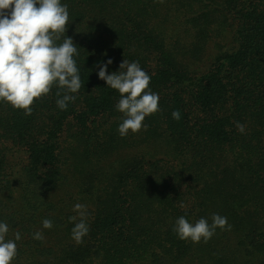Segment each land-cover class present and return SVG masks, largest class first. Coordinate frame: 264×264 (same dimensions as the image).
Masks as SVG:
<instances>
[{
	"label": "trees",
	"instance_id": "trees-1",
	"mask_svg": "<svg viewBox=\"0 0 264 264\" xmlns=\"http://www.w3.org/2000/svg\"><path fill=\"white\" fill-rule=\"evenodd\" d=\"M62 2L76 101L58 109L53 87L31 115L0 102V220L22 234L12 264H264V0ZM108 58L109 72L125 59L151 76L160 111L146 130L119 135V93L97 75ZM213 213L231 229L207 243L173 231Z\"/></svg>",
	"mask_w": 264,
	"mask_h": 264
},
{
	"label": "clouds",
	"instance_id": "clouds-1",
	"mask_svg": "<svg viewBox=\"0 0 264 264\" xmlns=\"http://www.w3.org/2000/svg\"><path fill=\"white\" fill-rule=\"evenodd\" d=\"M70 13L67 3L62 0H0V102L31 115L35 100L48 95L56 87L58 109L66 111L74 103L82 87L79 56L76 43L67 32ZM63 36L62 42L61 37ZM59 42V43H58ZM111 58L97 63L98 78L106 86L119 93L115 104L116 111L122 114V121L117 126L121 137L139 133L147 129L145 118L158 111L159 93L150 87L151 76L139 62L123 60L118 70L109 72ZM61 92L63 95L61 96ZM172 118L180 119V112L174 110ZM238 130L243 133L244 126L237 122ZM185 208L184 203L180 204ZM76 216H70L73 223L72 239L83 242L88 234L86 206L73 205ZM42 229H52L53 222L43 219ZM217 228L230 230L231 225L225 216L213 213L211 223L201 217L194 223L187 216H179L173 224V231L178 239L192 243H207L216 233ZM9 224L0 220V264H12L18 256V243L22 239L20 231L9 237ZM35 240H42L43 232L32 233Z\"/></svg>",
	"mask_w": 264,
	"mask_h": 264
}]
</instances>
